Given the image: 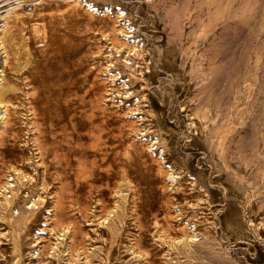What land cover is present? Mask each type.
I'll return each mask as SVG.
<instances>
[{
	"label": "rangeland",
	"instance_id": "obj_1",
	"mask_svg": "<svg viewBox=\"0 0 264 264\" xmlns=\"http://www.w3.org/2000/svg\"><path fill=\"white\" fill-rule=\"evenodd\" d=\"M252 3L0 0V264H264Z\"/></svg>",
	"mask_w": 264,
	"mask_h": 264
},
{
	"label": "bare ground",
	"instance_id": "obj_2",
	"mask_svg": "<svg viewBox=\"0 0 264 264\" xmlns=\"http://www.w3.org/2000/svg\"><path fill=\"white\" fill-rule=\"evenodd\" d=\"M184 1L185 0H183V4H178L176 6L173 5V10H172L173 14H172V18L171 19L173 20L174 23H176L178 18H180V16H182V14H183L182 12L186 8L184 3L187 2V0L185 2ZM256 1H258V0H253V3L251 5V7H250L251 8L250 9L251 10L250 13L247 16L245 15L240 20V21L244 22L247 25V28L249 29L250 32H254L257 29L256 20L258 18V4L255 3ZM212 3H214V9H217L218 12H221L223 9H225V0H212ZM212 12L213 11H211V13ZM172 20H171V22H172ZM203 24H205V23H203ZM238 63H240V62H238ZM241 72L242 71H241V69H239L238 64H237V58H236V60H235V58H230V61L228 63H225L223 65H220V66H217L216 68H214L212 74H210V81H209L210 85H209V87H207L204 96H202V99L199 102H201L203 99H206L205 98L206 96H210L212 99L218 98L219 95L221 94V92L214 91L213 90V85L216 84L219 81V79H224L223 80L224 83H225V79H226V81L230 84L231 81H232V78H235ZM219 74H221V75H219ZM3 80H4L3 73L0 70V128H1V125H2L3 121L5 122L4 115H6V117H7V109L5 108V104H6L5 102L8 99V97H6V93L12 87L10 84L5 83ZM9 97H10V95H9ZM125 184H126L125 179H122L121 183L119 184V187L122 190V192H120L121 195H125V193H126V185ZM26 208L27 207L24 204H21V205L19 204L16 209L14 208L13 216H14V219L16 221L20 220V218L23 215L22 213H23L24 209L27 211L26 218L29 217L31 210L30 209H26ZM107 222H110V221L107 219ZM112 225H114V224H112Z\"/></svg>",
	"mask_w": 264,
	"mask_h": 264
}]
</instances>
